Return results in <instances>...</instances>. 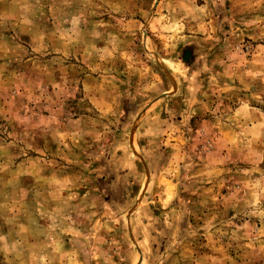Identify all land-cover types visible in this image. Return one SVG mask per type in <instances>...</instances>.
Returning a JSON list of instances; mask_svg holds the SVG:
<instances>
[{
  "label": "rangeland",
  "instance_id": "rangeland-1",
  "mask_svg": "<svg viewBox=\"0 0 264 264\" xmlns=\"http://www.w3.org/2000/svg\"><path fill=\"white\" fill-rule=\"evenodd\" d=\"M0 264H264V0H0Z\"/></svg>",
  "mask_w": 264,
  "mask_h": 264
}]
</instances>
